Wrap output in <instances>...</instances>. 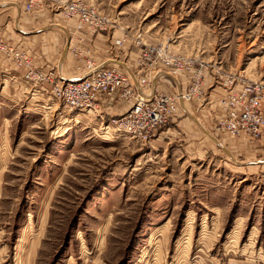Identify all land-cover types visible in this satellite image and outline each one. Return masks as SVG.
Here are the masks:
<instances>
[{"label":"rangeland","instance_id":"obj_1","mask_svg":"<svg viewBox=\"0 0 264 264\" xmlns=\"http://www.w3.org/2000/svg\"><path fill=\"white\" fill-rule=\"evenodd\" d=\"M66 1L42 0L26 14L59 41L62 60L73 34L60 37ZM82 1L116 26L97 34L105 59L113 31L121 39L140 29L170 54L220 68L219 80L264 82V0ZM119 50L124 61L138 54L129 40ZM2 80L0 264H264L257 143L227 139L215 122L222 148L198 128L170 125L168 140L156 133L144 145L115 131L110 116L69 114L54 102L43 109Z\"/></svg>","mask_w":264,"mask_h":264},{"label":"built area","instance_id":"obj_2","mask_svg":"<svg viewBox=\"0 0 264 264\" xmlns=\"http://www.w3.org/2000/svg\"><path fill=\"white\" fill-rule=\"evenodd\" d=\"M21 2L23 11L32 14L42 0ZM59 8L64 19L75 21L74 34L68 40L67 50L81 61L75 68L79 74L76 79H59L54 70L42 71L34 65L27 52L0 39V60L5 59L7 67L18 73L21 87L30 97H43L56 103L66 113L97 117L101 121L105 117L106 103L111 98L115 99L128 108L122 116L111 118L109 125L129 140L144 145L150 144L157 129L168 123L180 104L195 99L205 100L206 91L202 88L204 73L208 69L212 71L213 65L195 57L170 54L148 43L145 32L139 29L132 35L124 33L121 39H115L113 31L108 60L114 65L100 66L91 55V46L83 45L86 33L108 35L116 29L115 24L82 0L66 1ZM74 38L77 43H73ZM128 40L138 49L135 73L122 72L117 66H125L119 49ZM85 56L88 57L83 59ZM218 72L220 68L215 74ZM177 79L188 83L186 91L166 95L154 93L151 89L158 82L172 85ZM222 80L216 81L224 92L219 100L222 118L215 121L218 130L230 138L259 141L264 136V82L246 81L240 76Z\"/></svg>","mask_w":264,"mask_h":264},{"label":"crops","instance_id":"obj_3","mask_svg":"<svg viewBox=\"0 0 264 264\" xmlns=\"http://www.w3.org/2000/svg\"><path fill=\"white\" fill-rule=\"evenodd\" d=\"M31 16L32 15L26 16V13L23 11L21 0H0V39L3 41H9L14 47L27 52L28 55L31 56L34 65L40 68L42 71L54 70L55 75L59 79H76L79 74L75 71V68L80 64V62L74 61L71 57V54L67 50V40L63 46L62 52L65 54L62 60V54L60 53L58 55V50L60 48L59 41L56 42L55 40H52V37H49L48 35L49 32L47 29L43 31L40 28H36L35 21L34 19H31ZM67 21H69V23H66V26L60 27L62 31L60 37L62 36L67 38L68 34L71 31H74L75 21ZM119 35L120 34H116V37ZM101 37L100 35L88 31L86 33L83 45L91 46L92 48L96 49L99 56L96 53V55L93 56V59L98 65H114V63L108 60V58H103V53L105 52L106 46L103 43V37ZM121 55V57L124 58V53ZM128 55V59L123 63L125 66L117 65L118 69L122 72L135 73L136 58L138 54L130 51ZM121 61L122 60H120V62ZM217 69L219 68L213 66V70L211 71L209 78L206 79L208 89H210V92L206 94L207 107L205 108L200 106L197 100H191L187 103L180 104L177 108V111L171 115L168 123L165 126L157 129L156 133H159L157 136L158 140H168V135H170L171 130L170 127L174 128L173 130L179 129L180 127H186L188 131H195L197 130L196 128H198L202 131L205 137L210 138L211 141H213L218 147L222 148V145L212 133L215 121L222 118L219 100L224 93L221 87L216 85V81L218 79L216 78V75H221L220 72L215 74ZM0 74L3 78V85L7 83L13 89H18L22 92L25 91L20 85V76L17 72L7 67L5 59L0 60ZM187 88L188 83L186 81L183 79H177V81L172 83V85H167L164 82H158L156 85H152L151 89L154 93L162 92L166 95H175L186 91ZM23 95H25V97L30 100L29 102L42 104L39 106L43 107V109H50L52 106L49 104L51 101H47L43 97H30L26 94V91L23 93ZM127 108V105L111 98L105 105V116L107 115L111 118L122 116L127 111ZM169 125L170 127H168ZM191 125L193 127H191ZM162 128L165 129L161 130ZM181 133L184 134L183 131H181ZM183 134H181V137H183ZM223 134H225V138H229L226 133ZM223 134L220 133V135ZM248 143H257L260 148H264V136L259 141H248ZM248 143L246 142V144ZM243 145L244 147L246 146L245 144ZM261 163L264 162L262 161Z\"/></svg>","mask_w":264,"mask_h":264}]
</instances>
